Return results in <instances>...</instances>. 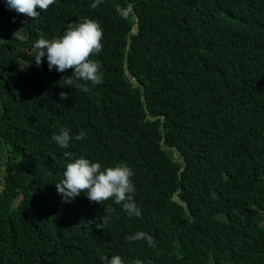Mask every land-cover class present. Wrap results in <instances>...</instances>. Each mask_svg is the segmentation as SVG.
Wrapping results in <instances>:
<instances>
[{
	"label": "trees",
	"instance_id": "trees-1",
	"mask_svg": "<svg viewBox=\"0 0 264 264\" xmlns=\"http://www.w3.org/2000/svg\"><path fill=\"white\" fill-rule=\"evenodd\" d=\"M93 2L55 0L32 20L0 0V264H264V0ZM85 18L103 29L90 59L104 79L80 81L87 93L62 85L73 69L34 59L39 38ZM65 152L128 164L141 216L83 192L64 202ZM140 231L156 246L128 241Z\"/></svg>",
	"mask_w": 264,
	"mask_h": 264
},
{
	"label": "clouds",
	"instance_id": "clouds-1",
	"mask_svg": "<svg viewBox=\"0 0 264 264\" xmlns=\"http://www.w3.org/2000/svg\"><path fill=\"white\" fill-rule=\"evenodd\" d=\"M10 9L17 13L25 14L32 20L38 19L41 12L47 11L49 6L55 3V0H6ZM103 0H94L91 4L93 9L97 8ZM138 25L132 31L137 33ZM103 29L100 23L94 19L85 18L80 23H69L66 31L59 37L46 39L43 36L39 38L34 47L38 49V54L34 57L36 64H42V58L47 57L48 68L51 71L54 67L58 72H65L73 69V74L68 76L62 85L73 86L85 93L91 89L88 83L96 86L103 82L104 76L101 71L102 65L97 60L90 59V56L99 54L102 51ZM129 74V73H128ZM137 82V79L133 77ZM60 98L67 99L69 94L59 93ZM72 137L68 128H61L59 134H53L52 140L61 147L67 149ZM76 140L87 139L83 130L75 136ZM164 148L169 145L163 142ZM170 147V146H169ZM174 153L175 159L182 161L181 152L175 147H170ZM64 156L69 160L66 164L63 179L56 183L58 194L62 196L64 202H70L79 196L82 192L86 193L90 202L104 204L105 201L112 199L114 204L122 205L123 210L129 217H140L141 209L134 200L135 185L131 180L134 175L133 169L121 161L114 166L103 167L99 161L93 162L90 159L79 156L74 157L72 152H65ZM182 168L181 172L183 171ZM5 172V177H4ZM182 176V174H180ZM6 170L3 168V179L5 185ZM2 186V189L4 188ZM175 200L181 202L188 209L189 205L180 196V191L175 195ZM113 211L111 207H106V214L102 216V224L97 228H103V225L109 223L110 214ZM90 225L92 221H87ZM128 241L146 240L150 247H155L154 238L146 232H136L127 237ZM103 264H125L120 255H114L110 259L107 256L100 258ZM133 264H143L139 259ZM148 264H152L151 261Z\"/></svg>",
	"mask_w": 264,
	"mask_h": 264
},
{
	"label": "water",
	"instance_id": "water-1",
	"mask_svg": "<svg viewBox=\"0 0 264 264\" xmlns=\"http://www.w3.org/2000/svg\"><path fill=\"white\" fill-rule=\"evenodd\" d=\"M126 78L130 80V77L128 74L126 75ZM4 177H5V172H4Z\"/></svg>",
	"mask_w": 264,
	"mask_h": 264
}]
</instances>
